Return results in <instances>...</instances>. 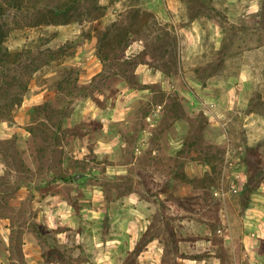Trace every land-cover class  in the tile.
<instances>
[{"label": "rangeland", "instance_id": "rangeland-1", "mask_svg": "<svg viewBox=\"0 0 264 264\" xmlns=\"http://www.w3.org/2000/svg\"><path fill=\"white\" fill-rule=\"evenodd\" d=\"M64 1L8 12L7 45L31 52L7 64L26 89L0 116V264L232 262L241 216L264 204V0H78L45 22ZM136 9L130 63L103 64L97 35ZM45 102L62 125L37 142Z\"/></svg>", "mask_w": 264, "mask_h": 264}, {"label": "trees", "instance_id": "trees-1", "mask_svg": "<svg viewBox=\"0 0 264 264\" xmlns=\"http://www.w3.org/2000/svg\"><path fill=\"white\" fill-rule=\"evenodd\" d=\"M22 3L23 0H0V116L8 112L9 105L13 106L22 101L23 89H26L25 81L18 82L17 76L14 75L12 78L9 76L10 68L7 66V64L21 63L28 56V52H31L30 49H28L30 51L26 49H12L6 43L7 36L11 30L8 23V12L14 7H21ZM76 3H78V0H69L49 6L45 12H42L45 22L58 24L68 22L71 12L77 6ZM38 12L40 13H36V15L41 18V11ZM139 15V9H136L132 14L131 21L126 23L123 20L113 21L104 27L101 34L97 35L96 41L99 46L96 53L103 64H118L119 66V59L124 55H121L120 52H125L127 49L131 34L139 32L134 26L138 21ZM128 63H130V58L126 57L120 65H127ZM15 85L20 86L21 89H13ZM59 114H61V111H57L47 102L34 106L33 121L35 123L30 127L29 131L34 134L35 141L38 142V139L43 142L50 141L53 137H58V131H60L62 125V119ZM42 115L49 121L51 120L52 125L41 121ZM177 116L180 117V115ZM53 126L54 128H52ZM186 146H190V142H184L182 148L179 150V154L187 153L188 147L186 149ZM43 149L41 145L38 146L40 152ZM182 178H184L183 180H189L187 175L184 174ZM41 229L43 230V227ZM50 246L51 250L47 258L51 262H62L63 259L61 257L63 255L59 254L60 257L53 256V254H58L56 243Z\"/></svg>", "mask_w": 264, "mask_h": 264}, {"label": "crops", "instance_id": "crops-1", "mask_svg": "<svg viewBox=\"0 0 264 264\" xmlns=\"http://www.w3.org/2000/svg\"><path fill=\"white\" fill-rule=\"evenodd\" d=\"M156 11L159 14L163 13L159 6H156ZM261 205V207L246 208L241 216L240 233L237 236L240 250L234 256L232 262L224 259L220 254L212 253L203 263L200 261V256H181L178 264H264L259 254L260 242L264 240V204ZM221 219L223 224L227 220L223 216ZM221 232L225 240L233 241L235 239L229 228L226 227ZM208 242L212 244L211 240Z\"/></svg>", "mask_w": 264, "mask_h": 264}, {"label": "water", "instance_id": "water-1", "mask_svg": "<svg viewBox=\"0 0 264 264\" xmlns=\"http://www.w3.org/2000/svg\"><path fill=\"white\" fill-rule=\"evenodd\" d=\"M79 177H81V173H76V174L74 175V178H79Z\"/></svg>", "mask_w": 264, "mask_h": 264}]
</instances>
